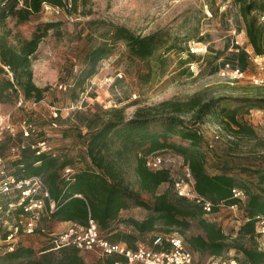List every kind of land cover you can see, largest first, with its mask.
Here are the masks:
<instances>
[{
  "label": "trees",
  "instance_id": "trees-1",
  "mask_svg": "<svg viewBox=\"0 0 264 264\" xmlns=\"http://www.w3.org/2000/svg\"><path fill=\"white\" fill-rule=\"evenodd\" d=\"M79 1L0 0V96L8 91L20 92L26 101L40 103L44 99L46 88L36 85L32 67L41 42L55 27L52 22L40 24L30 38H23L19 32L6 27L7 19L13 18L18 25L30 22L42 13L45 6L63 9L72 15L78 12ZM88 1L81 0V4L86 5ZM238 2L245 22L246 46L252 47L255 55H262L264 0ZM215 4V0H209L213 13L218 11L214 8ZM253 12L260 16L253 15ZM96 23L91 21L89 24ZM101 28L105 30L102 41L86 55L85 65L75 79L76 88L85 90L87 80L97 73L100 62L109 58L119 44H123L133 57L147 62L152 76L157 75L159 70L160 75L157 76L166 73L170 56L173 53L180 55L186 50L179 47L176 37L164 30L142 36L114 23H103ZM196 60V53L187 49V59L180 56L179 62L185 65ZM225 63L245 71L253 67L245 47L239 52L231 51L217 70ZM235 101L202 91L187 99H169L139 108L129 119L122 110L105 111L106 118L91 112L88 117L84 116L83 128L86 133L78 131L85 148L82 156L85 166L77 170L72 161H65L60 165L63 171L61 175L51 169L57 163L56 157L47 153L37 155L31 146L22 150L20 156L14 159L15 170L10 174L18 178L40 176L45 182L50 198L46 201L39 227L33 236L46 235L50 247H45L37 256L34 248L21 240L13 252L0 250V264H90L82 256L84 252L98 257L91 264H126L127 260L119 255L103 257L74 246L56 249L53 240L59 234L48 232L43 224L45 221L72 223L86 228L90 219L96 222L101 236L111 242H124L133 249L142 244L151 245L158 235H184L195 221L203 233L184 241L185 247L192 253L209 258L234 259L240 264H264V249L259 242L261 236L257 232L256 219L257 215L264 216V160L259 157L261 161L256 159L250 166L241 169L242 174L248 176L247 179L232 174V168L226 170L223 166L216 167L217 170L222 168L220 173L212 174L208 168L207 152L199 144L200 126L211 117L218 118L220 126L229 134L233 151L239 147L235 140L258 139L253 126L243 121L240 114L245 107L264 109V97L241 98L237 100L239 105L232 107ZM27 120L31 121L29 118ZM40 135L36 130L28 140H45ZM171 137H177L182 142L170 140ZM167 151L183 158L189 166L196 193L213 204L210 214L217 213L222 206L239 205L243 224L236 238L232 239L217 223L208 220L205 216L210 214L194 201L179 196L172 200L168 193H158L160 186L168 181L169 170H152L146 163L150 156ZM132 164L140 191L126 181L125 173ZM67 168H71L73 173L67 175ZM235 189L243 190L246 200L236 199L233 194ZM141 193L151 196L153 201H145ZM10 197L3 198L4 206L9 204ZM17 200L18 197L13 202ZM50 200L55 203L53 211L50 210ZM133 206L147 210L149 215L144 220L123 219L122 222L132 226L133 230H117L114 223L121 212ZM19 213L20 210L16 211V214ZM145 235L150 237L149 242L143 239Z\"/></svg>",
  "mask_w": 264,
  "mask_h": 264
},
{
  "label": "rangeland",
  "instance_id": "rangeland-1",
  "mask_svg": "<svg viewBox=\"0 0 264 264\" xmlns=\"http://www.w3.org/2000/svg\"><path fill=\"white\" fill-rule=\"evenodd\" d=\"M215 2L217 13L212 12L209 0H89L86 5H82L80 0L78 12L72 15L66 10L45 6L40 15L24 24L18 25L13 18H8L6 27L19 32L23 38H30L40 24L55 23L41 42L32 67L34 82L46 88L44 99L32 107L30 104L20 106L19 94L15 92L5 91L0 96V113L9 116L16 128L15 135L6 134L0 143V155L5 158L4 165L9 173L15 170V156H20L22 150L36 141L22 137L21 122L28 118L55 153L58 160L51 169L61 175L63 171L60 165L65 161H72L77 170L85 166L82 160L85 148L78 131L86 133L83 125L85 117L91 112L106 118L105 111L122 110L129 119L139 108L169 99H187L202 91L236 100L232 102V107L239 105L237 100L241 98L264 97V86L252 84L249 79L231 82L218 76V67L229 57L232 49L229 31L232 28L241 29L245 41L247 37L238 0ZM253 15L260 16L257 12H253ZM91 21L97 23L90 25ZM103 23L122 25L142 36L164 30L176 37L179 47L186 50L180 55L173 53L170 56L166 73L157 76L160 75L159 70L157 75L152 76L147 62L133 57L123 44H119L109 58L100 62L97 73L87 80L85 90L76 88L75 79L85 65L86 55L102 41L105 33L101 28ZM246 48L250 52L253 50L252 47ZM187 49L196 53L197 60L182 65L179 59L180 56L187 59ZM75 100L78 102H73ZM72 103H75L74 108H71ZM240 118L253 126L258 139L235 140L239 143L237 151L232 150L231 138L220 126L218 118L211 117L200 126L199 144L207 152L210 173L218 174L222 168H232V174L247 179L248 176L242 174L241 169L250 166L256 159L264 160V109L245 107ZM170 140L182 142L177 137ZM161 154L165 158L164 168L169 170V177L158 193H168L170 199L174 200L178 198L174 182L182 177L187 164L171 151ZM218 166L223 167L217 170ZM125 176L126 181L140 191L134 164L127 168ZM141 195L145 201H153L151 196L145 193ZM9 196V202H13L18 193ZM148 215L147 210L133 206L121 212L114 227L131 231L133 227L123 223V219L144 220ZM205 217L217 223L232 239L237 237L243 224L242 211H234L228 206H222L217 213ZM43 224L48 232L56 235L71 227L48 221ZM201 233L203 231L194 221L190 230L181 236L184 241H190ZM46 239V235L40 234L24 243L34 248L39 256L43 249L50 247ZM143 239L150 241L148 235ZM259 242L263 243V239L260 238ZM82 256L90 264L98 259L96 255L86 252ZM195 258L199 264H206L210 259L197 253Z\"/></svg>",
  "mask_w": 264,
  "mask_h": 264
},
{
  "label": "built area",
  "instance_id": "built-area-1",
  "mask_svg": "<svg viewBox=\"0 0 264 264\" xmlns=\"http://www.w3.org/2000/svg\"><path fill=\"white\" fill-rule=\"evenodd\" d=\"M264 21V15L262 16ZM232 49L239 52L246 46L243 38V31L232 28L230 31ZM250 47V46H246ZM245 47V48H246ZM253 67L250 71H245L239 67H234L230 63H225L218 70V76L231 82L244 79L251 80L255 85L264 86V54L255 55L253 50L249 51ZM18 103L20 106L32 105L36 107L38 103L26 101L19 92ZM74 108L75 103L71 104ZM56 126V124H54ZM36 131L35 125L28 121L21 122V133L24 139L31 138ZM16 128L11 123L9 116L0 113V143L6 134L15 135ZM32 149L37 155L50 154L55 157L50 145L45 140L36 141L32 144ZM19 156H15L17 159ZM4 156L0 155V250L3 252H13L21 243V238L25 235H33L39 227L42 214L46 208V201L50 198L49 190L40 176L28 178H18L7 170ZM147 167L152 170H160L165 166V158L162 154H156L147 159ZM66 174L72 173L71 168L65 170ZM175 189L179 197L194 201L201 206L205 213L210 214L213 210L211 201L200 197L195 191V180L188 165H185L182 177L175 180ZM18 193L16 202H9L3 205V198L12 193ZM234 197L239 200H246L247 196L243 190H233ZM80 196L81 195H77ZM234 211H239V205L229 206ZM55 203L50 200V210L53 211ZM16 214V211H19ZM15 219V220H14ZM257 232L263 239L261 247L264 249V216L257 215ZM14 220V222H12ZM53 244L56 248L74 246L82 251H91L106 257L119 255L127 260L126 264H198L195 254L185 247L184 239L177 233L168 235H158L153 239L151 245H139L133 249L124 242H111L101 236L96 222L92 219L86 228L72 224L66 231L54 238ZM121 264V263H116ZM206 264H240L238 261L224 260L220 258H210Z\"/></svg>",
  "mask_w": 264,
  "mask_h": 264
},
{
  "label": "crops",
  "instance_id": "crops-1",
  "mask_svg": "<svg viewBox=\"0 0 264 264\" xmlns=\"http://www.w3.org/2000/svg\"><path fill=\"white\" fill-rule=\"evenodd\" d=\"M64 224V226H71L72 225V223H63ZM31 237H33V235H25V236H23V241L25 242L26 240H29V239H31Z\"/></svg>",
  "mask_w": 264,
  "mask_h": 264
}]
</instances>
